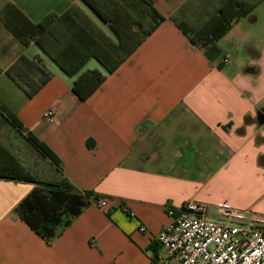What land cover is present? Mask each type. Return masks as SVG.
I'll use <instances>...</instances> for the list:
<instances>
[{
    "label": "crops",
    "instance_id": "obj_1",
    "mask_svg": "<svg viewBox=\"0 0 264 264\" xmlns=\"http://www.w3.org/2000/svg\"><path fill=\"white\" fill-rule=\"evenodd\" d=\"M153 4L164 19L108 73L93 54L107 51L97 37L111 45L144 37L151 22L139 7L0 0V173L65 179L91 193L48 243L15 210L35 183L0 177V264H179L157 240L173 220L170 208L198 201L218 222L264 218V24L255 25V11V20L240 18L211 60L187 31L212 18L219 0ZM95 68L107 77L82 100L72 84ZM222 205L248 211L246 219H226Z\"/></svg>",
    "mask_w": 264,
    "mask_h": 264
},
{
    "label": "trees",
    "instance_id": "obj_2",
    "mask_svg": "<svg viewBox=\"0 0 264 264\" xmlns=\"http://www.w3.org/2000/svg\"><path fill=\"white\" fill-rule=\"evenodd\" d=\"M129 6H137L138 15L148 19L151 22L150 28H144V37H125V40L119 38L118 42L109 44V37H97L99 45L105 46L108 52H112L116 58L110 56L108 59L101 52L93 54L105 66L108 73L114 70L124 61L132 52L143 42V40L156 28L164 19L163 15L154 7L153 0H126ZM264 0H220V6L215 12L213 22H208L206 28L195 31L188 29L191 40L201 46L206 55L211 60L218 59L221 54V48L218 40L237 22L240 18L249 16L255 20L253 14L256 6ZM223 4H222V3ZM115 23V21H114ZM128 40V41H127ZM85 60V59H84ZM81 63L80 66L87 60ZM223 64V63H221ZM220 64V65H221ZM81 68V67H79ZM248 72H257V68L246 67ZM75 75L76 73H71ZM50 76V74L48 75ZM107 73L99 69H88L77 76L72 84L74 93L82 100L87 99L106 79ZM29 140L39 149L42 157L50 158L52 163L58 164L55 155L50 149L39 142L34 136ZM57 171L60 169L57 167ZM0 177L27 180L35 183L32 191L24 197L16 207V212L38 235L46 242L51 243L72 221L83 211L90 203L91 193H80L73 189L67 180L51 181L42 180L34 174L18 176L12 171H2Z\"/></svg>",
    "mask_w": 264,
    "mask_h": 264
},
{
    "label": "built area",
    "instance_id": "obj_3",
    "mask_svg": "<svg viewBox=\"0 0 264 264\" xmlns=\"http://www.w3.org/2000/svg\"><path fill=\"white\" fill-rule=\"evenodd\" d=\"M224 60L229 62L230 55ZM54 116L53 107L44 113L49 120ZM107 204V198L98 201L100 208ZM168 212L173 220L158 233L157 240L167 257H175L179 264H264V218L253 217L242 224L218 222L207 218V205L198 201ZM220 212L226 219L242 221L248 211L222 205Z\"/></svg>",
    "mask_w": 264,
    "mask_h": 264
},
{
    "label": "rangeland",
    "instance_id": "obj_4",
    "mask_svg": "<svg viewBox=\"0 0 264 264\" xmlns=\"http://www.w3.org/2000/svg\"><path fill=\"white\" fill-rule=\"evenodd\" d=\"M124 2H125V4H128L127 3V1L126 0H124ZM222 3V2H221ZM223 4V3H222ZM99 6V5H98ZM220 6V0H219V5H218V7ZM101 7V6H100ZM218 9V8H217ZM216 9V10H217ZM254 11H255V13L257 14V16L259 17V20H258V22L255 24V25H257V26H260V25H262V24H264V1L263 2H260L257 6H256V8L254 9ZM216 12V11H215ZM215 15V14H214ZM213 15V17L212 18H210V19H208L207 21H205V22H203L202 24H197V23H193V24H189L188 25V29H191L192 30V32H193V30H195V31H198V30H201V29H203V28H206V24H207V22H213V19L215 18V16ZM245 25L247 26V27H251V26H249L246 22H245ZM254 25V26H255ZM226 34V33H225ZM224 34V35H225ZM230 52H232V51H230ZM101 54H103L104 56H106L108 59H110V60H112L111 58H110V56H109V52L108 51H105V52H102ZM226 56H228V55H226ZM226 56H224V57H222L221 58V62L222 63H228V62H225V57ZM113 58H116V56L113 54ZM230 61V60H229Z\"/></svg>",
    "mask_w": 264,
    "mask_h": 264
},
{
    "label": "water",
    "instance_id": "obj_5",
    "mask_svg": "<svg viewBox=\"0 0 264 264\" xmlns=\"http://www.w3.org/2000/svg\"><path fill=\"white\" fill-rule=\"evenodd\" d=\"M262 120L264 121V112L261 113Z\"/></svg>",
    "mask_w": 264,
    "mask_h": 264
}]
</instances>
